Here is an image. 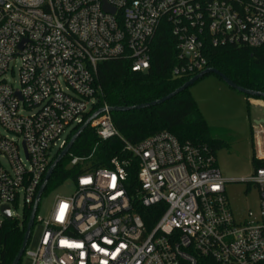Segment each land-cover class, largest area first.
Wrapping results in <instances>:
<instances>
[{"label":"built area","instance_id":"built-area-1","mask_svg":"<svg viewBox=\"0 0 264 264\" xmlns=\"http://www.w3.org/2000/svg\"><path fill=\"white\" fill-rule=\"evenodd\" d=\"M164 25L176 42L172 75L191 78L209 67L208 46H264V0H0V233L10 221L2 207L24 222L50 165L98 110L99 64L147 71ZM108 106L89 127L101 142L123 139L127 155L92 167L98 145L69 151L76 190L56 196L47 219L36 213L43 231L24 252L31 264H264V123L254 128L262 165L246 179L260 190V213L238 221L226 193L233 181L208 148L169 131L131 143Z\"/></svg>","mask_w":264,"mask_h":264},{"label":"trees","instance_id":"trees-1","mask_svg":"<svg viewBox=\"0 0 264 264\" xmlns=\"http://www.w3.org/2000/svg\"><path fill=\"white\" fill-rule=\"evenodd\" d=\"M154 38L151 45V65L145 72L132 71V64L128 60L120 59L99 64L97 83L100 89L94 110L105 104L134 106L148 103L168 95L190 79L172 75L177 51L171 30L164 25ZM206 51L209 67L217 68L240 86L264 92V46H208ZM199 108L188 88L164 103L150 108L112 112V118L122 137L131 143L136 144L162 131H169L182 143L190 142L199 147H206L216 157L218 149L230 146V140L226 137L230 132L225 128L210 125ZM79 128H76L74 133ZM96 145L97 156L92 160V167L108 165L110 159L116 155H127L123 151V139L113 137L101 142L92 127H88L79 136L71 152L79 155L89 154ZM65 161L70 163L69 155L58 164L46 189L74 178L79 173L78 168L67 169L64 166ZM254 165L259 167L262 161L254 157ZM129 173V183L133 185L136 182V169L130 170ZM148 211L152 212L153 209ZM30 212L31 208L27 209L22 223L17 220L5 222L0 233V264H12L17 256L25 239ZM158 214L155 213V218ZM142 215L148 222L147 212L142 210Z\"/></svg>","mask_w":264,"mask_h":264},{"label":"rangeland","instance_id":"rangeland-1","mask_svg":"<svg viewBox=\"0 0 264 264\" xmlns=\"http://www.w3.org/2000/svg\"><path fill=\"white\" fill-rule=\"evenodd\" d=\"M12 66L15 67V70L10 75V81L17 87L19 62H14ZM189 89L206 121L212 126L222 127L230 132V135L226 136L230 140V146L216 151V163L223 177L233 181L227 183L226 193L234 217L238 221H244L248 218L250 211L258 216L262 195L256 185L246 181L255 173L254 157L260 153L254 128L257 126L255 116L259 111L261 112V108L257 103L256 105L252 102L257 98L248 97L244 93L236 91L215 74L202 77ZM72 129V127L67 128L63 135L64 138H68L72 134ZM4 134L0 125V136ZM56 151L54 149L52 154L54 155ZM64 166L67 169L71 167L68 161H65ZM75 190L76 183L72 177L56 186H50L41 197L37 211L38 217L47 219L54 206L56 196H70ZM15 213L24 218L22 206L15 208ZM42 231L43 225L40 222H35L28 245L29 250L37 248ZM20 264H31V260L25 254Z\"/></svg>","mask_w":264,"mask_h":264},{"label":"water","instance_id":"water-1","mask_svg":"<svg viewBox=\"0 0 264 264\" xmlns=\"http://www.w3.org/2000/svg\"><path fill=\"white\" fill-rule=\"evenodd\" d=\"M209 74H215L218 77L220 76V78L226 83L228 84L230 87L236 89V91L242 92L247 96L250 97H255V98H263L264 99V92L263 91H259V90H253L250 88H246L243 86H240L238 84H236L234 81H232L228 76H226L224 73H222L221 71H219L217 68L214 67H207L206 69H204L203 71H201L199 74H196L195 76L191 77L188 81H186L182 86H180L179 88H177L175 91L169 93L168 95L148 102V103H142V104H138V105H134V106H108L107 109L110 112H127V111H132V110H141V109H146V108H150L152 106H156L159 104L164 103L165 101L171 99L172 97L176 96L177 94H179L182 91H186V89H188L190 86H192L193 84H195L197 81H199L200 79H202V77H205L206 75ZM106 111L105 107H101L99 108L97 111H95L85 122L83 125H81V127L76 131V133H74V135L70 138L69 142L67 143V145L64 147V149L59 153L60 155L57 156V158L52 162V164L50 165L47 174L45 176V179L40 187V190L37 194V197L35 199L34 205L32 207L30 216H29V221L27 224V228L24 234V238L23 242H22V246L19 250V252L17 253V256L14 258L12 264H20V261L22 259V257L24 256V252L28 246L30 237H31V233H32V228L35 224V217H36V213L39 207V203L41 200V197L48 185V182L53 174V172H55L54 170L56 169V167L58 166V164L65 158V156L69 153V151L72 149L73 145L75 144V142L77 141V139L79 138L80 135H82V133L90 126L91 122H93L100 114L104 113ZM262 123H264V119H262ZM2 214L6 217L7 220L12 219V216L10 214V207L9 206H3L2 207Z\"/></svg>","mask_w":264,"mask_h":264},{"label":"crops","instance_id":"crops-1","mask_svg":"<svg viewBox=\"0 0 264 264\" xmlns=\"http://www.w3.org/2000/svg\"><path fill=\"white\" fill-rule=\"evenodd\" d=\"M252 102H254L255 104L257 103L258 107L261 108V112L259 111V113H257L255 116V123L259 125L262 123V119H264V100L262 101V100L254 99Z\"/></svg>","mask_w":264,"mask_h":264}]
</instances>
